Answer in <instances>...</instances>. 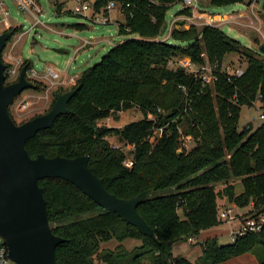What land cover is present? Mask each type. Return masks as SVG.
<instances>
[{"label":"trees","instance_id":"obj_1","mask_svg":"<svg viewBox=\"0 0 264 264\" xmlns=\"http://www.w3.org/2000/svg\"><path fill=\"white\" fill-rule=\"evenodd\" d=\"M254 1L208 3L220 7ZM109 3L119 6L123 15L121 22L116 21L118 33L137 38L118 43L99 63L86 68L72 87L79 90L66 105L70 114L38 131L25 148L31 158L90 154L88 167L118 199L152 190L137 212L155 238L101 208L72 184L60 178L41 179L38 186L43 189L49 227L65 240L55 249V264H221L245 254L264 264V224L257 232L236 234L228 245L205 239L198 244L201 256L194 263L171 250L225 221L219 216L221 198L238 208L252 205L245 219L264 216V122L255 128L238 127L242 107L256 102L264 106L262 53L240 46L217 26L173 28L169 38L174 44L158 40L166 12L180 0H93V14L107 15ZM56 8L60 14L61 4ZM190 11L182 8L178 15ZM10 29L17 34L22 27ZM231 53L239 56L241 76L229 77L220 69ZM182 58L197 67L216 65V81L203 86L198 74L180 67ZM24 65L31 68L29 61ZM135 107L142 114L135 122L119 128L99 125L102 119H117L115 114ZM180 130L194 145L177 154ZM122 146L130 150L124 152ZM127 158L131 168L124 166ZM235 179L242 184L238 194L230 183ZM219 184L223 188L218 190ZM110 239L118 245L101 249L100 244ZM126 239L139 241L138 247L125 249L121 243Z\"/></svg>","mask_w":264,"mask_h":264},{"label":"rangeland","instance_id":"obj_2","mask_svg":"<svg viewBox=\"0 0 264 264\" xmlns=\"http://www.w3.org/2000/svg\"><path fill=\"white\" fill-rule=\"evenodd\" d=\"M83 1L93 2V0H35V4L41 12L36 14V18H33L32 15H26L17 9L11 0H4L10 14L9 26L0 27V34L5 30H11V27L21 26L22 30L17 34L11 30L13 33L6 41V47L1 55L2 61L6 65H10L12 69L16 67L15 79L19 76V70L24 66L27 67L24 65L26 61L31 63L30 69L32 73L37 74L36 76H47V80L43 83L40 79L29 74L30 69L26 68L29 81L35 82L36 85L32 82L34 89L23 91L9 108L10 116L17 125L45 114L50 109L53 98L57 94L69 92L82 72L99 63L102 55L110 48L127 39L137 38L136 35L124 36L118 33L116 21L123 20L119 6L116 5L114 9L107 10V15L102 12L94 15L91 10L87 12L86 18L73 13L74 6ZM56 4H61L60 14L57 13ZM181 9L182 5L179 3L173 4L168 9L165 15V30L158 40L174 44L169 38L173 28L187 29L194 26L198 29L209 23L208 19L211 18L214 20L213 24H216L214 26L221 28L227 36L238 41L240 46L250 48L256 54L259 53L258 49L261 46L264 49V0H255L252 5L234 3L230 6L220 7L203 1L198 3L197 7L190 8V15H178ZM103 18L106 19V24L97 23ZM182 22H184L182 26H179V23ZM81 46L83 48L78 50ZM259 57H264V53ZM237 59L239 56L231 53L225 57L223 64L237 66ZM50 70L55 73L56 78L49 75ZM12 79L10 78L7 82H11ZM260 114L264 115V107L259 102H256L253 107H242L238 123L239 129L250 124L253 128L259 126L263 122L259 120ZM115 116L117 119H113L112 116L102 119L99 125L119 128L135 122L141 118L142 114L135 107L127 111H120ZM147 118H151V116L147 115ZM178 135L180 136L179 147L176 152L181 154L183 151L191 149L194 143L191 136L183 135L181 130ZM108 141L115 147L119 146L114 138H108ZM122 149L124 152L130 150L125 146H122ZM230 183L233 184L236 194L242 191L239 179ZM221 188L223 185L219 184L217 189ZM164 193L158 192L157 194ZM219 206L222 211L232 208V221L226 220L218 227L203 231L197 239H193L191 242H180L173 245L171 250L174 256L193 259L200 251L198 244L204 242L207 236L216 238L219 245L231 244L233 234L236 233L253 208L252 205H248L246 208L234 207V204L229 203L226 198L219 199ZM117 245L118 243L114 239H110L101 243L100 248L103 250L113 249ZM121 245L125 249L131 250L138 247L139 241L126 239ZM222 263L250 264L247 256L237 262L225 261Z\"/></svg>","mask_w":264,"mask_h":264},{"label":"water","instance_id":"obj_3","mask_svg":"<svg viewBox=\"0 0 264 264\" xmlns=\"http://www.w3.org/2000/svg\"><path fill=\"white\" fill-rule=\"evenodd\" d=\"M12 33L5 30L0 34V238L9 259L14 264H55V249L65 240L54 236L49 227L43 189L38 186L39 180L46 178H60L72 184L101 208L116 213L141 234L154 239L152 229L137 212L152 190L129 199L116 198L88 167V153L71 159L60 155L53 158L28 155L26 142L38 131L51 128L58 117L70 114L66 105L79 89L74 87L57 94L45 114L20 125L14 123L9 106L23 91L34 89V85L28 79L25 66L15 81L7 82V65L1 55ZM258 52L264 53L262 46Z\"/></svg>","mask_w":264,"mask_h":264},{"label":"built area","instance_id":"obj_4","mask_svg":"<svg viewBox=\"0 0 264 264\" xmlns=\"http://www.w3.org/2000/svg\"><path fill=\"white\" fill-rule=\"evenodd\" d=\"M11 1L15 4L17 9H19L26 15H32L33 18L34 17L36 18V14L41 12L40 9L35 4V0H11ZM203 1L209 2L210 0H180L179 4L182 5V8H195L197 7L198 3L203 2ZM107 6H108L107 10H112L115 8V5L113 3H109ZM91 10H92V7L90 3L83 1L82 3H79L74 6L73 13L75 15H79L82 17L84 16L87 18V12ZM9 15H10L9 9H7L4 3V0H0V27L9 26ZM208 20H209V23H206V25L213 26V27L214 25H216V24H213L214 20H212L211 18H209ZM105 22H106L105 18L100 19V21H97V23L99 24L100 23L106 24ZM179 65L180 67L185 68L186 70H189V71H192L198 74V77H200L203 86H208L216 81V76L214 73L216 65L213 68H210L206 64L197 67L194 64H192L190 59L188 58H182V60L179 61ZM15 68L12 69L11 67L9 69H6V72H5V74L10 75V78H13L12 81L16 80L14 78L15 72H16ZM220 69L222 70V72L226 73L229 77H232V76L238 77L243 74V69L238 66H229L228 64L226 65L222 64ZM29 74H32L33 77H36L37 75V74L32 73L31 69L29 71ZM49 75L52 76L53 78L57 77L55 73L50 72V71H49ZM258 117H259V120L264 122L263 114H260ZM124 166L126 168H131L132 160L130 158H127L124 161ZM231 212L232 210L228 208L226 210L221 211L219 213V216H221V218L225 221L226 220L232 221L231 219L233 218L231 216ZM263 224H264V216H261L259 218L245 219L244 222H242L239 229L236 231V233L233 234L234 237L232 235L233 237L232 241L234 240L236 234L245 235L248 233L257 232L258 230L261 229ZM190 240H193V239H190ZM0 264H14V262H12L8 257L7 249H6V246L2 238H0Z\"/></svg>","mask_w":264,"mask_h":264},{"label":"crops","instance_id":"obj_5","mask_svg":"<svg viewBox=\"0 0 264 264\" xmlns=\"http://www.w3.org/2000/svg\"><path fill=\"white\" fill-rule=\"evenodd\" d=\"M82 48H83V47L81 46V47L78 48V50H80V49H82ZM50 71H51V70H50ZM51 72H53V71H51ZM64 77H66V76H64ZM35 78L40 79L43 83H45V81L47 80V76H42V77H38V76H36ZM207 238H209V237L207 236L205 239H207ZM194 240H195V239H194ZM189 242H191V241H189ZM202 242H203V241H202ZM199 249H200V247H199ZM200 256H201V249H200L199 253H197V255H196L193 259H187V260H189L191 263H194L195 260H196L198 257H200ZM245 256H247L248 261H249L250 264H256V259H255V257H254V256H251V255H248V254L238 256L237 258L232 259V260H229V261H230V263L237 262L238 260H241V259H242L243 257H245ZM229 261H226V262H229ZM224 263H225V262H224ZM222 264H223V263H222Z\"/></svg>","mask_w":264,"mask_h":264}]
</instances>
